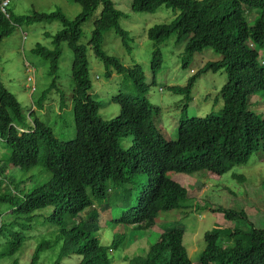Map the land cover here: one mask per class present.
I'll return each mask as SVG.
<instances>
[{"label": "trees", "instance_id": "trees-1", "mask_svg": "<svg viewBox=\"0 0 264 264\" xmlns=\"http://www.w3.org/2000/svg\"><path fill=\"white\" fill-rule=\"evenodd\" d=\"M71 1L82 8L73 21L62 12L15 17L8 12L11 2L3 12L4 0H0V49L22 24L61 22L63 30L53 37L51 48L37 45L32 51L48 62L52 79L34 102L37 110H45L48 95L57 89L62 45H67L73 53L75 128L73 139L60 140L34 110L25 112L0 78V260L18 254L29 239L25 234L39 227L37 233L45 229L51 236L54 229L56 235L36 247L31 264H39L53 244L61 247L52 264H63L72 255L80 258L79 264H112L110 253L119 242L115 239L105 246L96 237L100 215L125 231L153 229L160 213L189 210L185 207L191 203L189 190L170 174L203 173L213 180L247 164L260 150L264 161V115L255 111L258 103L253 102L259 94L264 102V0L132 1L134 13L153 14L163 7L175 12L171 23L148 32L155 48L153 77L162 66L159 48L174 36L184 49L183 70L205 51L221 56L194 74L187 86L166 88L189 104L201 77L208 73L227 77L220 115L181 119L176 141L166 140L158 131L160 108L146 98L151 85L146 84L142 68H127L103 50L104 36L113 32L131 53L129 33L120 26L122 13L112 0ZM98 13L89 42L81 45L84 24ZM87 48L104 65L106 79L125 77L131 84L129 90L141 97L119 92L100 101L101 97L91 94ZM59 98L58 112L49 108L48 114H56L57 120L65 117L66 110L61 93ZM110 105L119 106L120 113L104 120L100 111ZM214 212L227 220L246 218L244 213L221 208ZM184 235L179 226L167 229L145 257L126 260L129 264H193L183 245ZM220 235L216 231L205 234L200 264H264V230L251 227L233 248H221Z\"/></svg>", "mask_w": 264, "mask_h": 264}, {"label": "rangeland", "instance_id": "rangeland-1", "mask_svg": "<svg viewBox=\"0 0 264 264\" xmlns=\"http://www.w3.org/2000/svg\"><path fill=\"white\" fill-rule=\"evenodd\" d=\"M112 1L123 15L120 26L129 33L131 53L124 48L120 37L113 32L104 36L103 50L107 55L119 59L127 68L134 65L142 68L146 84L151 85L146 98L149 103L160 108L156 125L164 138L168 141L177 140L178 125L183 118L220 115L223 108L221 91L227 82L225 74L208 73L197 80L189 104L183 96L175 95L166 88L187 86L194 74L207 63L220 61L221 56L212 51H205L188 61V68L183 70L184 49L177 36H174L159 48L162 54V66L153 77L151 61L155 48L147 37L148 32L156 26L171 23L175 19V12L163 7L153 14H139L131 10L133 0ZM8 12L15 17H28L33 13L62 12L68 20L73 21L82 13V8L71 0H14L11 1ZM98 17L99 13L84 24L81 45H87L89 42L94 22ZM62 30L59 21L22 24L17 27L0 49V78L7 90L16 96L26 113L34 110L36 116L50 126L60 140L68 141L75 137L72 111L74 83L71 78L73 53L67 45H62L57 89L48 95L50 99L45 110L39 111L35 107V102L50 87L52 79L48 77V62L32 52L37 45L50 49L53 37ZM87 57L93 85L91 94L101 97L100 101L110 99L113 93L116 95L119 92L141 97L138 92L129 90L131 84L125 80V77L114 75L111 80L106 79L104 65L97 60L89 48H87ZM59 93L63 95L66 103L65 117L61 120L56 119V114L48 115L51 114L49 108L55 113L58 112ZM254 98L253 102L258 103L254 108L255 111H260L264 115L263 96L259 94ZM49 103L55 104L48 105ZM119 113V106L110 105L101 109L100 116L109 121ZM204 175L203 173L194 176L169 175L175 182L189 190L191 203L185 205L189 210L160 213L153 229L125 231L124 228L113 225L111 218L107 221L105 215H100L101 230L96 233V237L105 246L112 245L115 239L119 242L110 253L112 264H129L127 260L145 257L150 247L160 240L161 235L175 226L185 231L183 245L193 264H200L201 254L206 247L205 234L220 232L218 245L221 248H233L236 241L251 227L264 230V161L261 150L253 154L247 164L236 166L217 179H206ZM219 208L237 214L244 213L246 218L227 220L222 213L214 212ZM38 228L25 234L29 239L24 242L18 254L7 259L2 258L0 264H13L16 260L18 264H31L36 247L44 240H52V236L56 235L54 229L50 231L51 236L45 229L44 232L37 233ZM2 245L1 242L0 255L3 251ZM52 247L42 254L39 264H52L57 259L61 244H53ZM79 262L80 258L72 255L65 259L63 264H79Z\"/></svg>", "mask_w": 264, "mask_h": 264}, {"label": "built area", "instance_id": "built-area-1", "mask_svg": "<svg viewBox=\"0 0 264 264\" xmlns=\"http://www.w3.org/2000/svg\"><path fill=\"white\" fill-rule=\"evenodd\" d=\"M11 1H14V0H5L3 2V12H5L4 8L8 6V4L11 2Z\"/></svg>", "mask_w": 264, "mask_h": 264}]
</instances>
